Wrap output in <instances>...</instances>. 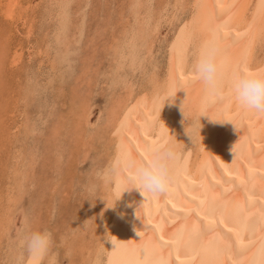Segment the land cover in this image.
I'll list each match as a JSON object with an SVG mask.
<instances>
[{"label":"bare ground","instance_id":"obj_1","mask_svg":"<svg viewBox=\"0 0 264 264\" xmlns=\"http://www.w3.org/2000/svg\"><path fill=\"white\" fill-rule=\"evenodd\" d=\"M57 1L58 9L53 11L56 18L52 17L56 20V50L52 58L63 64L74 53L69 45L74 16L72 5L77 1ZM164 3V11H171L173 16L169 15L171 17L165 21L156 14L157 19L154 16L152 23L154 17L149 11L151 15L133 23L122 42L116 45V72L127 67L132 73L141 72L151 59L145 58L142 51L154 47L150 46L149 39L153 38L152 33L161 26V21L171 25L178 19L179 11H189L180 21L178 33L165 53L163 79L156 69L152 70L136 102L131 108L123 106L117 116L119 123L112 131L116 139L114 143L109 142L113 153L108 157L107 191L100 220L105 227L106 241L98 244L92 259L94 264H264V115L242 108L229 87L234 73L264 75V62L261 66L252 65L255 51L264 40V0H173ZM18 4L20 0H9L7 17L10 22L14 21ZM86 14L80 19L81 25H85ZM82 34L80 30L79 36ZM213 39L218 48L220 97L207 92L193 69L201 49ZM131 76L115 73L114 85L134 87ZM184 99L183 114L180 106ZM189 144L191 150L187 149ZM161 145L176 155L172 182L166 194L144 193L143 197L130 182L132 170L126 168L123 161L128 157L138 162L148 161L151 158L149 149ZM22 184L25 183L18 184L20 194L24 193ZM72 229L73 232L78 229L77 225ZM112 240L118 243L116 249ZM39 262V257L34 258L33 264Z\"/></svg>","mask_w":264,"mask_h":264},{"label":"rangeland","instance_id":"obj_2","mask_svg":"<svg viewBox=\"0 0 264 264\" xmlns=\"http://www.w3.org/2000/svg\"><path fill=\"white\" fill-rule=\"evenodd\" d=\"M76 1L71 11L74 16L69 45L74 53L63 65L52 58L56 50L53 11L58 9V1L20 0L13 23L7 17L9 0H0V264H33L37 257L38 264H94L92 253L99 243L106 241L100 220L107 191L108 157L113 153L109 142L116 139L112 134L119 123L117 116L123 106L131 108L136 102L152 70L156 69L163 79L165 53L189 12L179 11L175 24L161 21L159 30L151 34L152 53L146 49L142 52L152 60L141 70L142 75L140 70L132 73L128 67L127 72H116V45L122 42L133 23L148 17L149 11L153 13L151 17L157 19L158 14L161 20H168L173 15L164 11V2L173 0H138L141 2L138 4L137 0H89V5L87 0ZM84 13H87L86 22L81 25ZM259 44L253 67L264 62V49H261L264 40ZM77 50L80 52L75 53ZM115 73L132 74V80L128 79L135 86L114 85ZM189 147L190 144L187 149L191 150ZM21 183L25 184H22L24 193L20 194ZM75 225L78 229L73 232ZM32 232L50 234V242L40 256L31 254L24 242L25 235Z\"/></svg>","mask_w":264,"mask_h":264},{"label":"clouds","instance_id":"obj_3","mask_svg":"<svg viewBox=\"0 0 264 264\" xmlns=\"http://www.w3.org/2000/svg\"><path fill=\"white\" fill-rule=\"evenodd\" d=\"M217 53L215 40H209L195 59L193 69L207 92L220 97L222 83ZM229 87L232 96L242 108L264 115V75L249 76L244 73H234ZM185 100L180 106L183 114ZM149 152L151 158L148 161L138 162L131 157L123 161L124 166L132 170L130 182L136 186L134 189L138 190L143 197L144 193L163 195L168 192L173 179L172 168L176 161L175 153L163 145L149 149ZM24 242L31 254L39 255L47 248L50 234L32 232L25 235ZM110 242L115 249L118 247L116 240Z\"/></svg>","mask_w":264,"mask_h":264}]
</instances>
